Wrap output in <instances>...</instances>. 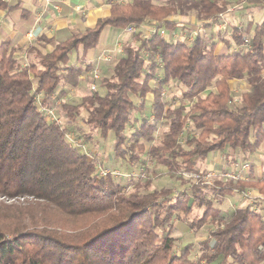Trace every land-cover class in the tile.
Returning <instances> with one entry per match:
<instances>
[{"label":"trees","instance_id":"obj_1","mask_svg":"<svg viewBox=\"0 0 264 264\" xmlns=\"http://www.w3.org/2000/svg\"><path fill=\"white\" fill-rule=\"evenodd\" d=\"M245 1L264 6V0ZM228 6L225 0L112 1L109 15L72 32L51 51L27 46L24 53L34 60L25 64L9 42H0V264H264V176L181 180L175 192L151 190L147 178L127 191L111 170L99 175V166L67 138L68 128L49 121L41 110L53 107L59 86L76 85L80 69L69 64L73 52L97 46L106 26H132L133 43L124 46L125 54L102 81L104 91L91 90L79 103L60 102L61 113L74 122L84 109L85 123L101 138L113 133V157L134 163L145 154L172 180L198 173L197 161L210 152L239 151L247 159L264 141V19L242 29L234 25L225 39L219 33L226 30L213 33L207 21ZM6 8L17 7L0 0V9ZM20 12L15 25L26 32L33 15ZM190 12L210 29L207 37L186 44L157 32L143 36L144 23L173 30L177 21L170 17ZM243 36L250 49L231 50ZM218 42L225 52H215ZM158 69L162 77L155 79ZM231 79H244L249 86L237 101ZM170 81L183 87L175 106L161 94ZM147 94L153 121L144 119L127 134L131 111L144 109ZM158 122L165 129L155 143ZM188 124L195 134L181 141ZM249 188L257 192L262 211L246 203L225 219L215 201ZM20 197L24 201L4 199ZM194 208L200 212L188 220ZM175 216L194 231L213 224L197 258L190 254L191 243L175 251L170 235Z\"/></svg>","mask_w":264,"mask_h":264},{"label":"rangeland","instance_id":"obj_2","mask_svg":"<svg viewBox=\"0 0 264 264\" xmlns=\"http://www.w3.org/2000/svg\"><path fill=\"white\" fill-rule=\"evenodd\" d=\"M126 1V0H120ZM240 4V0H233L232 3L229 4V7L233 8L234 14L231 15V20L228 22L226 27V31L224 33H219L225 39L230 38V32L232 27L236 24L242 23L245 25L248 18L254 17L256 21L260 20L264 12H260L257 6H244L242 8L237 7ZM248 8V9H247ZM253 12V13H252ZM187 15H194L193 12H190ZM186 16V15H183ZM177 18V17H176ZM179 18V17H178ZM176 19L179 21L180 29L173 30L179 35H184L187 33L191 27L196 24L198 20L190 21V18L187 21ZM152 24H149V28ZM213 32V30H212ZM216 31L214 30L213 33ZM125 39H121L117 43V45L112 49V51L105 54L108 60H104L101 64L99 72V79L96 81V89L95 91L102 93L104 89L101 86L102 81L109 78L113 72V64L119 58L120 55H124L125 52L122 48L124 43L130 39L132 33H128L124 30ZM211 33V32H210ZM175 37V36H174ZM132 41H128V43ZM133 43V42H132ZM122 48V49H121ZM227 50L226 46L219 47L218 50L215 49L216 53L225 52ZM123 51V52H122ZM33 59V57H26L22 56L19 58L22 64H25L27 61ZM34 60V59H33ZM74 61V60H73ZM79 61V60H77ZM80 66V73L79 77L77 76V85L75 86H59L58 89L53 94V98L51 100V106L53 107H44L40 108L44 115H46L47 119L55 120L62 125H65L68 128V135L67 138L75 145L77 149L81 152L87 153L91 160H93L99 168L111 170V174L113 179L117 182H121L124 185H127L126 190L131 191L134 189L133 184L137 180L144 181L147 178H151V186L150 189H160L161 187H170L175 192L178 188L181 187V180L186 182H196L197 180H201L202 183H212L215 178L219 176L223 177V180L229 179V176L226 174L233 175L236 177H247L250 175V172L253 173L254 177L264 176V141L261 144L258 151L254 152L253 154H249L247 159L251 162V167L246 171H241L239 168L233 164L236 161L243 160V154L239 151H228L226 152V156L221 154V152H217V156L212 158V161H207L206 159L201 161H197L198 167V174L201 176L197 178L191 175L189 172H184L182 174V178L179 180H172L165 174V167L161 165H156L153 161L146 158L145 154H141L140 160L134 163H130L125 159L115 158L112 154V145H113V133L110 132L108 137L101 138L95 130L89 128V126L85 123L86 112L84 109L81 110L80 115L74 122L68 120L60 111L59 104L62 101L70 102V103H79L81 101V97L90 90V84L92 82V77L89 74L92 66L87 64V60H82L81 63H78ZM162 77L161 71L158 69L156 71V78L160 79ZM232 80V79H231ZM229 80V85L234 97L237 98L240 93L246 89H248V84L244 79H237L231 81ZM151 84L154 85V81H151ZM165 94L163 98L165 101L170 103L171 105H177L180 100V94L183 89L182 85L170 81L164 84ZM60 91H63L62 93ZM209 89L205 90L207 93ZM151 94H147L145 97V106L144 109L141 111L132 110L130 115V122L126 126V133L130 134L137 125L141 123L144 119L148 121L152 120V112H151ZM41 100V96H37V102L39 103ZM136 103L139 100L135 99ZM188 105V104H187ZM51 110V113L48 112ZM58 119V120H56ZM157 131L155 132V139L154 142L157 143L161 136V132L165 129V126L161 123H156ZM195 130L191 127L190 124L186 126L184 129L181 141H184L186 136L194 135ZM142 161V162H141ZM215 161L219 164L220 162L223 164V168H218L212 162ZM196 174L195 172H193ZM223 174L225 176H223ZM256 193L254 190L249 188L246 192H235L232 195L225 196L218 201L216 205L219 207L222 216L227 219L231 213L234 211L235 208L245 205L246 203L254 204V208L258 211H262L260 206L262 203H256ZM0 199H2L0 197ZM7 203H14V202H21L24 201L23 198H15V199H6L4 198ZM200 209L194 208L193 212L187 216V219H191L194 215L199 214ZM213 229V224L211 222H207L197 231L189 229L185 222L180 219V216H175L171 222V232L170 235L175 240V251L179 249V247L185 243H191V252L190 254L197 258L200 253L203 251L204 245L202 241H204L208 237L209 231Z\"/></svg>","mask_w":264,"mask_h":264},{"label":"crops","instance_id":"obj_3","mask_svg":"<svg viewBox=\"0 0 264 264\" xmlns=\"http://www.w3.org/2000/svg\"><path fill=\"white\" fill-rule=\"evenodd\" d=\"M9 5H15L17 8L13 9H0V42L7 41L10 43L11 47L16 49V55L18 58L26 56L24 49L27 46L35 45L36 47L42 49L43 51H51L55 44L65 39L72 32L77 30H83L85 28L93 27L98 18L109 15L110 13V2L120 1V0H5ZM157 2H163L165 0H154ZM229 4L233 0H225ZM244 6H256L252 2H247L245 0H240V4L237 7L242 8ZM229 7V6H228ZM231 8V7H230ZM260 12H264V6L258 7ZM20 9H26L33 15V23L29 26V29L26 32L20 31L15 22H18L21 19ZM248 9V8H247ZM253 13V12H252ZM234 14V10L230 12L231 15ZM187 21L190 18V21H194V15H173L170 19ZM264 19L262 15L261 19L256 21L254 17L248 18L246 21H252L254 24L261 22ZM197 20V19H196ZM177 21V26L175 30L180 29L179 21ZM245 23V25H246ZM23 24L27 25L23 22ZM243 25V27L245 26ZM149 26V23L146 22L143 24V31H146ZM173 29V30H174ZM174 30V31H175ZM41 37H46L49 39V42H43ZM124 30L115 29L110 26H106L99 38L97 46L91 49L83 50L82 47L71 54L70 65L80 69L82 64H78L83 60H87V64L93 68L100 69L102 62L108 60L106 53L112 51V49L117 45L121 39H125ZM130 41V39L128 40ZM127 41V43H128ZM124 43L122 48L127 44ZM225 46L223 42H218L215 49ZM234 46V45H233ZM232 46V47H233ZM230 47V49H232ZM121 48V49H122ZM123 52V51H122ZM120 55L119 57H122ZM74 60V61H73ZM79 60V61H77ZM90 70V72H91ZM81 71V69H80ZM80 73V72H79ZM91 75V73H89ZM79 77V74H78ZM98 80V79H97ZM96 80V81H97ZM237 80V79H232ZM77 85V83H76ZM75 85V86H76ZM71 86V85H66ZM64 87V86H63ZM63 87H61L63 89ZM249 87V86H248ZM65 88V87H64ZM217 152H210L206 157L207 161H212ZM253 154V153H252ZM218 168H223V164L219 161L216 163L212 162ZM254 193L257 192L254 190ZM255 194V195H256Z\"/></svg>","mask_w":264,"mask_h":264},{"label":"built area","instance_id":"obj_4","mask_svg":"<svg viewBox=\"0 0 264 264\" xmlns=\"http://www.w3.org/2000/svg\"><path fill=\"white\" fill-rule=\"evenodd\" d=\"M231 11H232V8L228 7V8H226L225 11L218 13V15L215 19L210 18L207 22L211 23V28H212L211 30L225 31L226 27L228 25V22L230 21V12ZM236 26L238 29L243 28L242 23L236 24ZM124 30L127 31L128 33H131L133 31V27L128 26ZM145 30L146 31H143V36H147L150 33L157 32L161 37L165 38L168 41H182V42H185L186 44H190L195 39L196 36L207 37L210 29L208 30L205 26H203V23L201 24L199 22H196V24H194L187 33H185L184 35H179V33H176L173 30H169V29L164 28V27H158L157 28L156 23L153 22L152 26L150 28L148 26V28ZM244 47L250 49V42H249V38L247 36H243L242 43L238 44V45H234L231 50H240ZM263 50H264V47H263ZM90 73H91V77H92V82L90 84V90H95L96 89V80L99 79L98 69L93 68ZM161 94L162 95L165 94V88L162 89ZM234 101H237L236 97H234ZM48 112L51 113V110H48ZM56 120H58V119H56ZM88 157H89V155H88ZM233 164L236 166V168H239L241 171H246L250 168V162L247 159L236 161ZM107 172H109V171L106 169H102V168L98 169L99 175H105V174H107ZM189 173L191 175L193 174V176H195L197 178L201 177L198 173H196V174H194L193 172H189ZM223 176H225V175L223 174ZM226 176H229L230 178H233V179L242 178L239 176L235 178V176L229 175V174H226Z\"/></svg>","mask_w":264,"mask_h":264}]
</instances>
